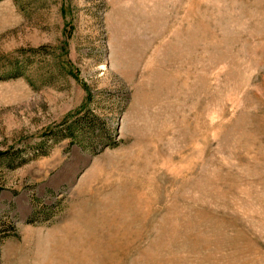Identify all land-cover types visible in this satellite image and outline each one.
I'll list each match as a JSON object with an SVG mask.
<instances>
[{"label":"rangeland","instance_id":"1","mask_svg":"<svg viewBox=\"0 0 264 264\" xmlns=\"http://www.w3.org/2000/svg\"><path fill=\"white\" fill-rule=\"evenodd\" d=\"M0 264H264V0H0Z\"/></svg>","mask_w":264,"mask_h":264},{"label":"trees","instance_id":"2","mask_svg":"<svg viewBox=\"0 0 264 264\" xmlns=\"http://www.w3.org/2000/svg\"><path fill=\"white\" fill-rule=\"evenodd\" d=\"M67 129H68L69 132L73 131V128H71V126L68 127Z\"/></svg>","mask_w":264,"mask_h":264}]
</instances>
